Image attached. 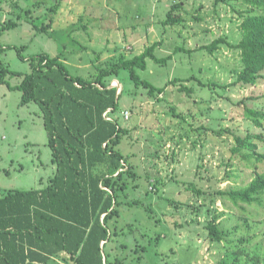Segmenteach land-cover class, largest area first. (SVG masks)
Listing matches in <instances>:
<instances>
[{"label": "rangeland", "instance_id": "obj_1", "mask_svg": "<svg viewBox=\"0 0 264 264\" xmlns=\"http://www.w3.org/2000/svg\"><path fill=\"white\" fill-rule=\"evenodd\" d=\"M174 3L180 5L172 14L182 21L162 24ZM244 7L242 0H0L2 21L15 22L0 33L1 61L17 72L6 77L11 85L30 72L27 59L43 52L62 54L70 74L86 78L155 41L156 56L172 55L166 64L148 59L137 69L166 85L156 97L125 70L121 82L111 81L123 88L118 117L129 131L119 148L137 175L120 216L110 220L120 233L105 246L114 264H264V195L261 203H233L218 192L264 174V117L257 126L245 113H264V69L254 85L234 83L241 61L227 45L241 38L236 10ZM219 37L225 42L212 53L203 48ZM188 77L190 93L167 83ZM20 99L19 89L0 83V195L42 188L55 171L42 112ZM247 135L256 147L234 153L236 137ZM214 217L228 231L220 241L206 228ZM63 259L52 264H72Z\"/></svg>", "mask_w": 264, "mask_h": 264}, {"label": "trees", "instance_id": "obj_2", "mask_svg": "<svg viewBox=\"0 0 264 264\" xmlns=\"http://www.w3.org/2000/svg\"><path fill=\"white\" fill-rule=\"evenodd\" d=\"M242 1L246 7L236 10L241 38L227 45L238 50L241 61L240 68L234 71V83L254 85L264 69V0ZM179 5L172 4L162 24L173 26L182 21L179 15L172 14V9ZM1 18L0 12V33L15 23ZM48 25L50 22L42 27ZM223 42L219 37L203 48L212 53ZM159 44L155 41L137 55L99 66L88 78L71 75L62 54L39 53L27 59L30 72L23 74L16 85L7 82V75L17 72H11L1 61L5 48L0 44V83L19 89L22 104L37 103L55 165L46 186L8 189L0 195V264H52L56 257L72 264H114L105 246L120 233L110 220L120 216L119 206L137 175L119 148L129 132L118 117L123 88L117 93V87L110 84L125 70L149 96L164 93L166 85L156 86L137 73V69H146L148 59L166 64L172 58L171 54L156 56L154 50ZM23 48L24 45L20 50ZM19 56L24 58L21 52ZM189 78H174L167 83L179 82L178 90L190 93L191 88L184 83ZM170 109L175 114L174 108ZM245 113L261 126L264 113L249 108ZM250 136H237L239 147L234 146L232 151L241 152L243 147L254 149ZM259 157L264 158V153ZM218 192L233 203H261L264 174L256 173L243 188ZM215 219L206 228L210 238L220 241L228 231L220 228ZM233 259H237V253Z\"/></svg>", "mask_w": 264, "mask_h": 264}, {"label": "water", "instance_id": "obj_3", "mask_svg": "<svg viewBox=\"0 0 264 264\" xmlns=\"http://www.w3.org/2000/svg\"><path fill=\"white\" fill-rule=\"evenodd\" d=\"M110 86H116L117 87V93L119 92V84L118 82L116 81V83H111Z\"/></svg>", "mask_w": 264, "mask_h": 264}, {"label": "built area", "instance_id": "obj_4", "mask_svg": "<svg viewBox=\"0 0 264 264\" xmlns=\"http://www.w3.org/2000/svg\"><path fill=\"white\" fill-rule=\"evenodd\" d=\"M119 91H120V89H119ZM105 114V113H104ZM124 115L127 117L128 116V111H126L125 113H124Z\"/></svg>", "mask_w": 264, "mask_h": 264}, {"label": "bare ground", "instance_id": "obj_5", "mask_svg": "<svg viewBox=\"0 0 264 264\" xmlns=\"http://www.w3.org/2000/svg\"><path fill=\"white\" fill-rule=\"evenodd\" d=\"M113 83H116V81H114Z\"/></svg>", "mask_w": 264, "mask_h": 264}, {"label": "crops", "instance_id": "obj_6", "mask_svg": "<svg viewBox=\"0 0 264 264\" xmlns=\"http://www.w3.org/2000/svg\"><path fill=\"white\" fill-rule=\"evenodd\" d=\"M58 2V1H57Z\"/></svg>", "mask_w": 264, "mask_h": 264}]
</instances>
